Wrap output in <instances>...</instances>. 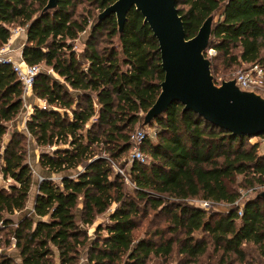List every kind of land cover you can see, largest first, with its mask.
Masks as SVG:
<instances>
[{"label":"trees","instance_id":"trees-1","mask_svg":"<svg viewBox=\"0 0 264 264\" xmlns=\"http://www.w3.org/2000/svg\"><path fill=\"white\" fill-rule=\"evenodd\" d=\"M93 1L104 10L116 0ZM46 2L0 3V48L18 24L27 34L24 61L57 75L41 71L36 77L33 94L47 107L34 105L26 122L41 150L40 166L51 176L37 185L33 213L13 218L26 209L34 180L24 146L28 137L8 125L24 107V90L12 65L0 63V175L13 180L7 188L0 185V248L14 242L21 259L0 251V264H79L85 250L89 264H148L152 257H171L178 243V252L195 260L208 249L205 234L224 259L235 255L244 262L247 244L264 258V201L239 203L240 188L264 189L259 145L247 147L246 136L233 137L174 103L152 123L155 137H145L147 161L135 159L128 168L135 186L129 194L112 161L132 149L143 115L160 94L158 41L142 13L132 9L122 34L110 17L78 54L74 42L90 26V15L76 16L77 0H59L55 11L39 17ZM177 8L189 38L208 16L218 17L209 48L223 55V63L264 68V0H177ZM103 29L111 43L119 39L120 51L115 45L98 49L95 38ZM239 175L243 180L234 185ZM196 199L228 210H207L193 205ZM106 213L108 223L96 225L98 239L89 244L84 227ZM141 213L152 216L150 223L167 215V225L137 239Z\"/></svg>","mask_w":264,"mask_h":264},{"label":"water","instance_id":"water-1","mask_svg":"<svg viewBox=\"0 0 264 264\" xmlns=\"http://www.w3.org/2000/svg\"><path fill=\"white\" fill-rule=\"evenodd\" d=\"M58 6L59 0H48L39 17L51 14ZM132 9L142 13L144 23L156 37L164 71L160 94L143 115L141 127L151 125L174 103H181L184 111L198 113L233 137L264 135V95L242 88L237 76L220 84L215 82L211 59L206 55L213 34L214 14L189 38L177 0H116L99 13L91 26L92 32L115 16L122 34ZM252 199L264 201V189Z\"/></svg>","mask_w":264,"mask_h":264},{"label":"rangeland","instance_id":"rangeland-1","mask_svg":"<svg viewBox=\"0 0 264 264\" xmlns=\"http://www.w3.org/2000/svg\"><path fill=\"white\" fill-rule=\"evenodd\" d=\"M48 1V0H47ZM47 3V2H46ZM102 12L97 6L96 3H94L93 0H77V7H76V16H87L90 15V26L88 27L87 31L85 33H82L80 35V38L74 42V49L76 52L79 54L83 52L85 49L86 43L91 39L92 37V29L91 26L94 24L97 19L99 13ZM218 17H215V21H217ZM18 28H24L19 26L18 24H14L11 26V33L12 36L17 34L16 29ZM25 29V28H24ZM26 31V30H25ZM106 29H103L101 32L98 33V35L95 38V43L98 49H103L106 47H111L112 45H115L118 50L120 51V42L118 38H114L113 42L111 43V40L108 39L106 35ZM23 33V32H22ZM237 53V50L235 51ZM15 54V53H14ZM207 57L211 59V62H214V66H218L216 69L215 67L212 69V73L215 77V82L217 84H220L222 80H229L232 79L236 76V74L246 68L249 67L248 64H231L228 60H226L223 63V55H220L216 50L209 48L206 52ZM228 61V62H227ZM227 64V65H224ZM41 71L47 72L49 74L54 75V71L46 67L44 65L41 66ZM34 94H25L24 100L25 104L20 112V114L13 120L11 121L9 125V130L11 132L13 131H18L20 133H26V119L30 117V112L33 111L34 105L36 104H41V100L38 99L37 97L33 96ZM36 98V99H35ZM152 125V124H151ZM149 126H143L139 125L138 127L143 128L147 132H151L153 129ZM27 135V139L25 140L24 146L26 148V158L27 162L31 165L33 169V187L30 193V197L28 200L27 207L32 203L33 198L35 197V189L37 188L38 183L40 182L41 178L43 176H51L48 172L43 170L40 166L39 160H40V154L41 150L33 140V138L29 135ZM4 144V143H3ZM253 144H258L259 145V154L264 156V136H252V137H247L246 139V146H250ZM127 161V163H126ZM133 158H132V149L127 152L122 158L118 160V162L112 161L114 165V170L116 173H119L122 175L125 180H126V185H127V190L128 193L131 195H134V184L132 183L130 179V174L128 172V168L130 164L132 163ZM120 170H123L124 174L120 172ZM53 178L56 176L52 175ZM243 180V175L237 176L236 182L234 185H238L241 181ZM13 180L11 179H6L4 180L1 176L0 178V185L5 186L6 188L8 187L9 184H11ZM34 190V191H33ZM262 188H257V190L251 191L248 189L240 188V192L242 193L241 198H253L256 193L262 191ZM35 193V194H34ZM193 205H200L201 201L200 200H193L192 202ZM118 204L113 205V209L117 207ZM143 205V204H142ZM207 210L210 211H220V212H225L228 210V206L225 204H209L208 206L204 207ZM112 211V209H111ZM151 214L154 215V212L152 210H149ZM20 213V212H19ZM152 219V216H148L146 218L141 217L137 218L139 221L140 225L139 227L134 231V235L137 239L143 238V237H148L149 235L146 234L148 229H151L153 231L156 227H164L167 225V220L168 216L167 215H162L159 216L158 218L154 217L153 222L150 223V220ZM98 223H108V213L104 215H100L97 218V221L95 222L94 225L92 226H86L84 227L85 231L88 234V237L90 239L89 244L91 241H94L95 239H98L96 237L95 231H96V225ZM102 236L106 235V232L103 231L101 233ZM169 235V234H168ZM180 237H183V235H180ZM204 237L208 240L209 246L205 254L200 255L197 259L192 260L189 257L180 254L178 252L179 250V243L175 247V251L172 254L171 257L165 259L164 257H152L151 260L148 262V264H264V258H261L255 245L253 244H247L245 245L246 249V260L242 262L239 258H237L235 255L232 256L231 259H224L222 257V252L221 251H216L211 243V240L209 239V236L207 234L204 235ZM155 240H158L157 237H155ZM0 251L5 252L6 254L11 255V248L12 247H4V244H1ZM79 264H89L88 262V253L85 250L80 258Z\"/></svg>","mask_w":264,"mask_h":264},{"label":"built area","instance_id":"built-area-1","mask_svg":"<svg viewBox=\"0 0 264 264\" xmlns=\"http://www.w3.org/2000/svg\"><path fill=\"white\" fill-rule=\"evenodd\" d=\"M16 31L17 34L15 35H19L20 31L25 32V29L18 28L16 29ZM13 36L11 33V38L9 42L5 44L2 48H0V63H10L12 65V68L16 73L17 79L22 84L24 90V96H25V94H29L33 91L34 81L41 72V66L27 64L24 61L23 56H20V58L13 57L12 55L13 50L11 49V43H10ZM236 76H237V81L239 82L242 88L247 90H254L264 95V68L261 67L259 64L249 65L248 68L238 72ZM40 106L45 109L47 107V104L45 101H42ZM147 134H150L152 137H155L156 135L154 129L149 133L140 127L133 135L132 137L133 160L138 159L141 162L147 161V156H145L142 151V145ZM120 172L124 174L123 170H120ZM248 198L249 197L247 198L244 197L240 199L239 203L242 207L244 205V201ZM209 204L210 203L207 201H201V204L199 206L204 208ZM239 214L242 215V211H240Z\"/></svg>","mask_w":264,"mask_h":264},{"label":"crops","instance_id":"crops-1","mask_svg":"<svg viewBox=\"0 0 264 264\" xmlns=\"http://www.w3.org/2000/svg\"><path fill=\"white\" fill-rule=\"evenodd\" d=\"M26 41H27V34H26V32H23L22 33V31H20V33H19V35H15V36H13L12 37V39H11V49L13 50V52H12V55H13V57H15V58H20V56H22V50H23V48H24V46H25V44H26ZM15 53V54H14ZM54 76H56L57 77V75L55 74V72H54ZM30 94V93H29ZM31 94H33V91L31 92ZM34 96V95H33ZM36 99V98H35ZM33 112V111H32ZM32 112H30L29 114L31 115V113ZM29 118H27L26 119V122H27V120H28ZM26 131H27V128H26ZM26 134H28V132H26ZM10 136H5V138H4V146H6L7 144H8V142H9V140H10V138H9ZM0 178H1V175H0ZM37 189L38 188H36L35 189V193L37 192ZM34 191V190H33ZM34 193V194H35ZM35 196H36V194H35ZM34 202H35V197L33 198V201H32V203L28 206V207H26V209L24 210V211H22V212H20V213H16L15 215H14V217L13 218H23L24 216H26V215H30L31 213H33V210H34ZM12 248H11V256L18 262V263H20L21 262V259H20V255H19V253H18V250L15 248V244H14V242H13V244H12V246H11Z\"/></svg>","mask_w":264,"mask_h":264}]
</instances>
